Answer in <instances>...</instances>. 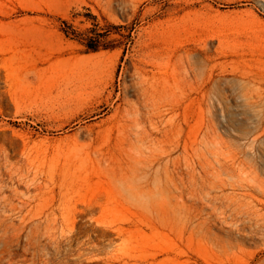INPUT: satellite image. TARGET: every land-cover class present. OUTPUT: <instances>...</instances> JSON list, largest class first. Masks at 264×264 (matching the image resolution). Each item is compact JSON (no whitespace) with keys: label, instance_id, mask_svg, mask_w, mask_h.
Here are the masks:
<instances>
[{"label":"rangeland","instance_id":"374dc122","mask_svg":"<svg viewBox=\"0 0 264 264\" xmlns=\"http://www.w3.org/2000/svg\"><path fill=\"white\" fill-rule=\"evenodd\" d=\"M0 264H264V0H0Z\"/></svg>","mask_w":264,"mask_h":264},{"label":"trees","instance_id":"16d2710c","mask_svg":"<svg viewBox=\"0 0 264 264\" xmlns=\"http://www.w3.org/2000/svg\"><path fill=\"white\" fill-rule=\"evenodd\" d=\"M88 18L91 21V27L85 30L76 28L67 20L62 21V32L64 35L81 44L87 53L116 49L120 47L116 42L123 39H126L124 52L133 44L132 32L135 30V26H132L130 30H128V34H126L122 32V26L114 25L105 18H103L105 24H102L95 15L88 14ZM113 35L119 38L112 39L111 37Z\"/></svg>","mask_w":264,"mask_h":264},{"label":"bare ground","instance_id":"6f19581e","mask_svg":"<svg viewBox=\"0 0 264 264\" xmlns=\"http://www.w3.org/2000/svg\"><path fill=\"white\" fill-rule=\"evenodd\" d=\"M208 206H209V208L211 209V210H214L215 209V207H214V205H212L210 202L207 204ZM217 210V209H216ZM49 261V260H48ZM47 261V262H48Z\"/></svg>","mask_w":264,"mask_h":264}]
</instances>
